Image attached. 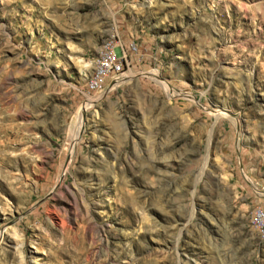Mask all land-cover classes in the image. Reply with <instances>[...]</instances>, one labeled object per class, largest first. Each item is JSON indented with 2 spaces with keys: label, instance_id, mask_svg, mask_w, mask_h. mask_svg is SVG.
Returning a JSON list of instances; mask_svg holds the SVG:
<instances>
[{
  "label": "rangeland",
  "instance_id": "obj_1",
  "mask_svg": "<svg viewBox=\"0 0 264 264\" xmlns=\"http://www.w3.org/2000/svg\"><path fill=\"white\" fill-rule=\"evenodd\" d=\"M256 207L264 0H0V264H264Z\"/></svg>",
  "mask_w": 264,
  "mask_h": 264
},
{
  "label": "built area",
  "instance_id": "obj_2",
  "mask_svg": "<svg viewBox=\"0 0 264 264\" xmlns=\"http://www.w3.org/2000/svg\"><path fill=\"white\" fill-rule=\"evenodd\" d=\"M131 47L134 48L133 45ZM96 61L97 71L94 78L86 85L90 93H102L108 84L120 80L127 62V55L113 39L109 44H103ZM250 221L251 224L256 225L257 230L263 231L264 237V207H256Z\"/></svg>",
  "mask_w": 264,
  "mask_h": 264
},
{
  "label": "bare ground",
  "instance_id": "obj_3",
  "mask_svg": "<svg viewBox=\"0 0 264 264\" xmlns=\"http://www.w3.org/2000/svg\"><path fill=\"white\" fill-rule=\"evenodd\" d=\"M96 71H97V62H96V64H95V69H94L93 73H92L91 76L89 77L88 83L94 78V75H95ZM73 137H74V136H73ZM253 225L256 227L255 224H253ZM259 231L263 234V231H262V230H259Z\"/></svg>",
  "mask_w": 264,
  "mask_h": 264
},
{
  "label": "crops",
  "instance_id": "obj_4",
  "mask_svg": "<svg viewBox=\"0 0 264 264\" xmlns=\"http://www.w3.org/2000/svg\"><path fill=\"white\" fill-rule=\"evenodd\" d=\"M91 76V75H90Z\"/></svg>",
  "mask_w": 264,
  "mask_h": 264
}]
</instances>
